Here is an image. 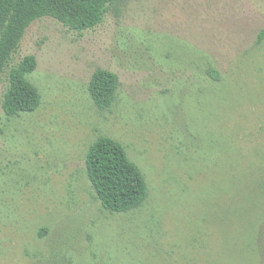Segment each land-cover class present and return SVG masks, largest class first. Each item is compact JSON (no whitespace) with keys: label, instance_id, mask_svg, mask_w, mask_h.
I'll list each match as a JSON object with an SVG mask.
<instances>
[{"label":"rangeland","instance_id":"1","mask_svg":"<svg viewBox=\"0 0 264 264\" xmlns=\"http://www.w3.org/2000/svg\"><path fill=\"white\" fill-rule=\"evenodd\" d=\"M29 54L35 111L5 115L0 77V264H264V0H118L82 33L42 17L10 64ZM97 68L119 80L105 110ZM100 135L144 176L139 207L97 199Z\"/></svg>","mask_w":264,"mask_h":264},{"label":"trees","instance_id":"2","mask_svg":"<svg viewBox=\"0 0 264 264\" xmlns=\"http://www.w3.org/2000/svg\"><path fill=\"white\" fill-rule=\"evenodd\" d=\"M117 1L0 0V77L7 69L8 82L1 100L5 115L33 112L41 102L36 86L27 78V74L36 68L35 56L25 55L17 63L10 64L30 23L50 17L68 29L82 33L98 26ZM210 72L218 78L217 71ZM118 85L116 73L104 68L93 71L88 92L97 108L105 110L112 105ZM85 167L103 209L127 212L145 201L148 190L144 176L119 141L106 135L98 136L86 152Z\"/></svg>","mask_w":264,"mask_h":264}]
</instances>
